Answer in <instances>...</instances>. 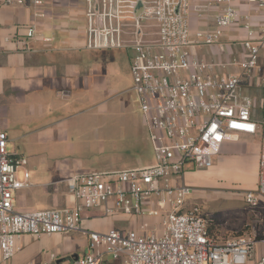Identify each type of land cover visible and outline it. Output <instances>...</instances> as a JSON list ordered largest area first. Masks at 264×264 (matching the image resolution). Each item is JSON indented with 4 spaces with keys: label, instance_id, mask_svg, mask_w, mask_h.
Listing matches in <instances>:
<instances>
[{
    "label": "built area",
    "instance_id": "2783aa9c",
    "mask_svg": "<svg viewBox=\"0 0 264 264\" xmlns=\"http://www.w3.org/2000/svg\"><path fill=\"white\" fill-rule=\"evenodd\" d=\"M51 0H0V7H25L30 2L45 18ZM84 2V39L89 50H125L132 53L133 90L154 152L150 165L117 171L77 173L68 187L77 203L74 207L20 212L14 192L29 188L24 180V157L8 152V134L0 128V264L12 261L23 236L83 232L84 214L100 210L105 216L122 213L140 218H159L160 226L106 233L88 231L87 253L75 264H101L108 254L122 264H245L264 246V237L240 236L218 243L210 234L212 219L201 208H185L194 189L186 183L187 164L195 170H210L226 142L241 135H262L256 190L242 193L249 208L264 201V71L260 80L262 106L259 118L250 96L237 94L243 77L259 68L264 33L256 38L250 20L244 24L248 39L243 43L245 59L234 60L240 74H218L215 65L196 56L200 45L224 50L225 32L239 13L233 0H208L220 8L213 30L196 31L192 38L193 0H68ZM264 9V0H247ZM74 21V18L72 19ZM31 26L27 38L36 35ZM55 259L54 255H51ZM32 264V263H31ZM44 264H49L45 262ZM257 264H264V255Z\"/></svg>",
    "mask_w": 264,
    "mask_h": 264
},
{
    "label": "crops",
    "instance_id": "0c3cea01",
    "mask_svg": "<svg viewBox=\"0 0 264 264\" xmlns=\"http://www.w3.org/2000/svg\"><path fill=\"white\" fill-rule=\"evenodd\" d=\"M208 3L192 1V30L214 29L220 8ZM232 4L239 17L223 37L228 51L214 47L228 61L233 48L234 60L246 57L243 43L248 39L244 27L247 17L256 38L264 33V9L247 0H233ZM37 11L30 2L25 7H0V128L8 134V146L14 148L11 155L27 160L25 169L18 171L19 180H24L25 170L30 173L31 186L14 192L15 209L20 212L74 207L77 200L69 190L68 180L77 173L140 168L154 162L144 165L142 161L145 154L140 148L149 135L133 90L132 53L126 51L128 62L123 70L117 60L120 52L85 47L83 1L77 6L68 0H51L44 8L48 14L45 18L36 17ZM33 25L36 35L27 38V30ZM263 71L264 49L259 68L252 76L243 77L237 91L240 98L249 96L247 88L253 83L260 85ZM231 73L240 74V67L233 63L226 72ZM118 117L122 121L120 129L116 128ZM108 141L112 148L123 143L129 149H139L130 155V167L113 168L101 159ZM261 141L262 135L260 139L257 134L241 135L236 142H226L214 167L201 172L218 174L220 183L228 172L239 173L245 184L250 183L247 191L256 190ZM197 177V171L188 172L186 183L191 186ZM197 192L195 189L194 193ZM242 198L246 208L231 212L225 223L223 219L210 223V234L218 243L247 235L264 237V201L253 209ZM192 206L186 201V209ZM84 217L83 232L21 237L16 255L7 264H75L87 253L88 231L129 232L139 230L147 222L151 227L146 232L150 233L161 224L159 218H130L122 213L105 216L100 210L87 211ZM263 255L264 246L259 243L255 255L245 264H257ZM101 264L122 263L106 254Z\"/></svg>",
    "mask_w": 264,
    "mask_h": 264
},
{
    "label": "rangeland",
    "instance_id": "374dc122",
    "mask_svg": "<svg viewBox=\"0 0 264 264\" xmlns=\"http://www.w3.org/2000/svg\"><path fill=\"white\" fill-rule=\"evenodd\" d=\"M82 26L85 25L83 24ZM77 29L79 30L80 27H78ZM82 29H83L82 33H84V27ZM199 30L205 31L206 28L201 27ZM196 31L198 30H192L191 33L192 38L195 37ZM83 41L85 42V39H83ZM109 50H115L121 53L120 58L117 60L121 61L122 69L125 70V67L127 66L126 63L128 62L126 51L117 50V49H109ZM225 50L226 52L228 51L227 46L225 47ZM232 51L233 52L231 54V60L228 61L223 59L222 57L223 54L218 52L214 47L207 45H200L192 48V52L196 56L203 57L207 61L213 63L215 65L216 72L218 74H226V72L229 71V66H231L234 63V61L232 62V60H234V57H236V55H234L235 54L234 48L232 49ZM222 63L226 64L228 68L224 67ZM246 94L253 98L255 114L256 117L259 118L260 115L259 112L263 100L262 91L259 86V83H253L250 87H248ZM137 102L139 103L138 98H137ZM121 122H122L121 118L118 117V123L116 124L117 125L116 128L120 129V127L122 126ZM114 135H117L116 137H118V133H114ZM258 137H260L261 139V132L258 133ZM114 139L119 141V138H114ZM111 144L112 143L110 141H108V143L106 142L105 144L106 153L101 157V159H105V161L107 160V162L111 166L112 165L114 166L113 168L130 167L133 161L130 155H132V152L134 151L138 152L139 149H135V150L129 149L128 148L129 145L128 144L124 145L123 143L120 144L116 143L117 145L114 144V148H112ZM144 146H145V150L143 148ZM140 149H141L140 150L141 153L144 152L145 154L142 160L144 161V165L147 164V162L154 161V154L151 147L149 136L146 138L145 142L143 141L142 147ZM8 152L10 154L12 153L14 154V148L11 145L8 146ZM186 170L190 172L197 171L198 173L197 179L193 181V184H191V187L194 190L196 189L198 192L196 194L193 193L191 196H189L187 198V202L190 203L191 205L198 206L199 208H201L204 215L212 219V221L213 220L219 221L223 219L225 223L226 222L225 217L228 216L231 212L237 210L240 207L246 208L245 204L241 200L242 198L241 194L247 191L250 183L245 184V182L242 181V176L239 173L232 174L231 172H228L229 174H226L227 175V176L225 175L226 178H224V180L222 179L220 183L219 180L221 178L217 176L218 174L216 175L211 172L202 173L201 171L203 170H195V167L192 164H187ZM249 178H251V176H249ZM129 217L132 218L133 216H129Z\"/></svg>",
    "mask_w": 264,
    "mask_h": 264
}]
</instances>
